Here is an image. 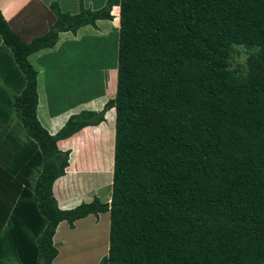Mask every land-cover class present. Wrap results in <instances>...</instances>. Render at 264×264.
<instances>
[{"label": "trees", "instance_id": "trees-1", "mask_svg": "<svg viewBox=\"0 0 264 264\" xmlns=\"http://www.w3.org/2000/svg\"><path fill=\"white\" fill-rule=\"evenodd\" d=\"M98 20L109 24L102 35L115 52V94L50 133L37 117V70L28 58L53 48L60 32L96 28ZM0 38L19 82L1 88H11L26 139L19 161L29 159L12 210L37 225L12 232L18 254L0 264H51L61 221L72 227L104 212L108 251L97 264H264V0H105L97 8L79 0L65 10L57 0H29L9 19L0 11ZM239 48L245 57L234 61ZM112 108L110 201L94 196L60 208L53 183L76 153L57 141L105 121ZM109 132L77 141L72 187L106 188Z\"/></svg>", "mask_w": 264, "mask_h": 264}, {"label": "crops", "instance_id": "crops-1", "mask_svg": "<svg viewBox=\"0 0 264 264\" xmlns=\"http://www.w3.org/2000/svg\"><path fill=\"white\" fill-rule=\"evenodd\" d=\"M29 0H0V11L3 14V16L6 19H9L13 17L24 5L28 3ZM45 6L52 1V0H40ZM78 1L79 0H57L59 6L62 8V10H65L69 6H73L78 8ZM105 0H83V4L85 6H90L92 8L101 7L104 4ZM100 22H104L103 20H99ZM97 21L96 23H98ZM97 25V24H96ZM87 27V26H85ZM79 28L75 34H72L71 32H60L59 33V41L53 48L44 49L37 53H34L29 56V61L31 64L35 67L37 70V93H38V104H37V117L45 129H47L50 133H55L67 120V118L71 114H75L78 112H81L82 109H78L79 103H75L73 101V109L70 111L60 115V110L57 108V106L54 104L53 99L59 98V94H55L53 97L52 89H55L54 86L58 83L67 84L69 87L74 84V78L80 77V74L76 73V71H79V69L73 65L72 63H64L63 66L60 65V61H66L67 59L65 57H59L60 51L65 48L63 52H65L69 47H62L66 44H71L72 42L76 41V38L79 35V32L82 28ZM97 28V26H96ZM97 30V29H96ZM62 42L61 46L59 47L60 43ZM59 47V48H58ZM116 49V48H115ZM50 53L55 54V63H51L48 59L50 57ZM68 59L73 62L74 58L68 57ZM35 63H38V65H35ZM41 65H44L45 68H41ZM14 68L13 73H10L9 68ZM3 68L4 71L3 72ZM9 79V84L16 86L19 85V82L17 80V66L14 64L9 56H8V50L3 45V41L0 38V79H2V82L4 85L7 84L8 81L6 78ZM115 77L114 80L111 82L109 87L105 90L103 93H106V97L103 98H109L113 97L115 94ZM0 86V259L6 260L9 258H16L18 251L15 249V237L12 235L13 231H17L20 229V231L28 230V228L32 230H36V218L34 217L32 220H30L31 224H25L24 217H21L19 220L18 212H15L12 210L13 204L17 202V196L15 194V191L13 189L16 187V184L14 182L19 181L18 178L21 176V173L26 169V165H28V160L19 161L18 158L20 154L23 151V145L26 142L24 131L21 129L19 123H17V117L15 115L14 106H13V97L8 92L9 90L4 88H1ZM10 96L12 98H10ZM105 101L102 100L101 105H97L95 110L100 109ZM109 114V121L111 122L108 126L106 125V121H103L99 123L98 125H90L85 126L81 128L79 131L71 135L70 137L66 139H61L57 141V146L61 150H67L70 149L72 151L73 147L70 144H67L69 140H76L77 136L83 135V133H87L90 131H96V130H103L106 127L110 129L112 132V141H111V148H110V185L108 187V192L103 198L98 192L96 191H90L83 194H79L76 198L75 194L77 191L73 190L70 186L72 183L69 184V181L73 179V177H80V174H75L77 172L76 168L79 165V160L81 159L80 156H75V163H73V166H71V159L70 164L65 168V173L55 179L52 187L53 195L57 201V204L62 209H68L71 207H74L75 205L79 204L81 201L89 202L92 200V198L97 196L102 202H109L111 198V182H112V169H113V144H114V118H115V112L114 109H110L106 112V115ZM105 115V117H106ZM62 119H61V118ZM24 140V142L22 141ZM71 141V142H72ZM63 142H65L66 146L61 145ZM70 145V146H69ZM72 154V153H71ZM86 156L82 154V158H85ZM72 171V172H71ZM34 172H37L36 170ZM8 174V177H6ZM21 178V177H20ZM87 176H85L84 179H86ZM18 183V182H17ZM75 191V192H74ZM12 204V205H11ZM18 211V210H17ZM105 213H99L97 216H93L92 214L87 215L86 217L82 219L76 220L72 227L66 222L61 221L55 231V234L53 236V242L55 246L57 247L58 253L57 256L53 259L51 264H68V262L61 263L62 260L60 258L59 252H62L63 247L62 245L65 244L68 241L69 238H74L73 235H75L81 225V223L85 222H91L95 226L99 223L100 227L98 230L102 231L105 234L106 237V231L107 228L101 223L105 221V218H102V215ZM9 219V221H7ZM28 219L26 218V221ZM7 232V233H6ZM31 232V231H30ZM94 237L95 240H99L100 238L97 236V234L89 235ZM106 243H107V237H106ZM3 248V249H1ZM71 248V247H68ZM95 253L90 256L89 262H93L92 264H97L99 261H95V258L97 254L100 251H103V248H99L98 245H95L94 247ZM104 251H108V246L106 245V248H104ZM102 258V257H101ZM100 258V259H101Z\"/></svg>", "mask_w": 264, "mask_h": 264}, {"label": "rangeland", "instance_id": "rangeland-1", "mask_svg": "<svg viewBox=\"0 0 264 264\" xmlns=\"http://www.w3.org/2000/svg\"><path fill=\"white\" fill-rule=\"evenodd\" d=\"M114 16L117 18L118 14V8H115L113 10ZM99 21V20H98ZM117 21L111 22L110 27L112 28L114 24H116ZM97 28H94L92 26H87L85 28H82L79 32L78 37L76 40H82V42L74 41L71 44H66L67 47H69L65 52V48H63L60 51L59 57H65L67 60L60 61V65L63 66L64 63H72L68 57H74V63L79 71H76V73L80 74V77L74 78V84L72 86H68L67 84L58 83L54 86L55 89H52L53 97L55 94H59V98H54V104L59 108L60 115L70 111L73 109V101L77 104L79 103V108L82 110H95L97 105H100L102 103V100L106 101L108 98L106 97V93H102V89H107L111 82L114 79V74L116 72V60L115 55L113 53V44L108 41L105 38V35H102L106 29H109V24L98 22ZM106 28V29H105ZM97 29V30H96ZM111 30V29H110ZM104 36V38H102ZM90 40V41H87ZM90 49H86L89 48ZM65 47V45H64ZM112 50V55L107 56L108 51ZM240 52L236 53L234 56V61H243L245 57V51L241 48L238 49ZM115 51V50H114ZM101 53V55H100ZM106 53V54H105ZM55 54L50 53L49 61L51 63H55ZM113 57V59H112ZM35 65H38V63H35ZM10 70V73H13L14 68L7 67ZM41 68H45L44 65H41ZM3 72L4 68H3ZM6 78V77H5ZM9 79L6 78V81ZM4 85L2 82V79H0V86ZM11 90V88H9ZM115 90V87H114ZM10 98H12L10 96ZM109 114L106 115V125L108 126L111 122L109 121ZM61 118V117H60ZM62 119V118H61ZM108 128V127H106ZM100 131H104L100 130ZM94 131L87 132L86 134L83 133V135L77 136V139L72 141L69 140L67 144L71 143V146L73 147L72 153H76L75 156H80L81 153L78 151L80 150L77 145V141L81 139L82 137H85L87 134H91ZM110 136H112V132H109ZM72 141V142H71ZM61 145L66 144L63 142ZM70 146V145H69ZM61 150V149H60ZM74 156V157H75ZM108 180L106 185V188H99L98 193L105 198L108 187L110 185V176H107ZM105 178V177H104ZM105 180V181H106ZM82 182V179H78V183ZM76 186V182L69 181V184ZM91 185V183L89 184ZM73 190L77 191L75 194L76 198H79V194L88 193L90 192L88 185H85V182L82 183V186L72 187ZM93 191L97 192V187H92ZM74 191V192H75ZM95 196V195H94ZM101 201V200H100ZM102 202V201H101ZM95 216L94 214H92ZM102 218H105V221L101 222L106 228V237H107V243H106V237L105 234L102 231H99L98 229L101 228L99 223L97 226L92 224L91 222H83L81 223L77 233L73 235L74 238H69L68 241L62 245L63 250L62 252H59L60 258L62 260L61 263L68 262V264H92L91 262L88 263L90 260V256L95 253L94 246L98 245L99 248H103V251L99 250V253L97 254L95 261H99L101 257L106 255L107 251H104V248H106V245L108 246V230H109V214L105 213L102 215ZM9 221V219L7 220ZM97 234V236L100 238L99 240H95L94 237L89 236ZM71 247V248H68ZM14 259V258H9ZM67 264V263H66Z\"/></svg>", "mask_w": 264, "mask_h": 264}, {"label": "clouds", "instance_id": "clouds-1", "mask_svg": "<svg viewBox=\"0 0 264 264\" xmlns=\"http://www.w3.org/2000/svg\"><path fill=\"white\" fill-rule=\"evenodd\" d=\"M112 183V182H111ZM104 213H108V212H104ZM107 254V253H106Z\"/></svg>", "mask_w": 264, "mask_h": 264}]
</instances>
